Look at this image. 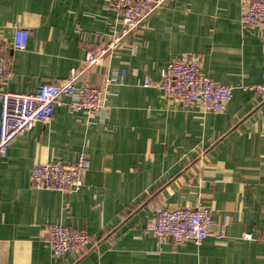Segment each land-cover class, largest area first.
<instances>
[{
    "label": "crops",
    "instance_id": "1",
    "mask_svg": "<svg viewBox=\"0 0 264 264\" xmlns=\"http://www.w3.org/2000/svg\"><path fill=\"white\" fill-rule=\"evenodd\" d=\"M119 15L111 0H0V28L33 31L14 52L4 90L32 94L67 78L107 37ZM183 54L204 75L233 88L221 114L183 109L156 86ZM264 30L242 31L240 0H166L111 58L80 84L108 87L105 117L71 111L63 96L0 156V264H264V106L242 87L263 80ZM90 158L75 193L38 190L37 164ZM212 210L225 237L202 245H159L149 226L159 207ZM85 230L97 242L83 255L52 256L49 225ZM250 236V238H248Z\"/></svg>",
    "mask_w": 264,
    "mask_h": 264
},
{
    "label": "built area",
    "instance_id": "2",
    "mask_svg": "<svg viewBox=\"0 0 264 264\" xmlns=\"http://www.w3.org/2000/svg\"><path fill=\"white\" fill-rule=\"evenodd\" d=\"M119 17L110 33L97 46L88 50L79 69L57 83H45L35 93L16 94L4 90L13 76L14 52L23 51L33 31L17 23L13 27L11 41H6L0 28V156L4 155L15 139L30 131L37 123L48 124L63 96L69 97L71 111L88 117L104 118L109 107L106 97L112 80L100 88L80 84L81 76L95 66L111 58L124 40L135 34L142 24L166 0H111ZM240 23L242 31L264 30V0H240ZM145 87L156 86L173 104L183 109H197L204 114H221L233 97V88L218 83L204 75L199 56L183 54L170 61L161 71L159 83L146 79ZM254 92L264 106V74L262 82L254 87H242ZM86 152L76 155L73 162L55 161L35 165L30 173L33 187L75 193L83 186V179L90 167ZM159 245L190 241L202 245L208 237L224 238L223 232L213 228L212 210L204 205L194 208L159 207L149 226ZM250 238V236H248ZM46 243L52 256L60 259L67 253L83 255L96 238L85 230H72L60 224L46 229Z\"/></svg>",
    "mask_w": 264,
    "mask_h": 264
}]
</instances>
